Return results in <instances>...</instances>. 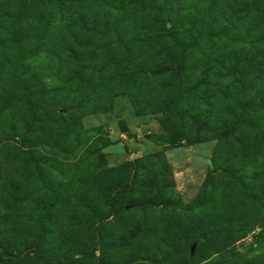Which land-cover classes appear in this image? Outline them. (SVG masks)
Listing matches in <instances>:
<instances>
[{"label": "rangeland", "instance_id": "obj_1", "mask_svg": "<svg viewBox=\"0 0 264 264\" xmlns=\"http://www.w3.org/2000/svg\"><path fill=\"white\" fill-rule=\"evenodd\" d=\"M148 1L0 0V264H264V0Z\"/></svg>", "mask_w": 264, "mask_h": 264}, {"label": "trees", "instance_id": "obj_2", "mask_svg": "<svg viewBox=\"0 0 264 264\" xmlns=\"http://www.w3.org/2000/svg\"><path fill=\"white\" fill-rule=\"evenodd\" d=\"M140 1H141V2H144V3L149 2L148 0H139V2H140ZM166 21H167V20H166ZM167 22H168V21H167ZM173 31H174V30L171 28V26H169L168 29H167V33L170 34V35H173V34H174Z\"/></svg>", "mask_w": 264, "mask_h": 264}]
</instances>
